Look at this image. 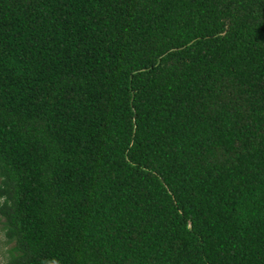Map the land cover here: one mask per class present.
<instances>
[{"label":"trees","instance_id":"trees-1","mask_svg":"<svg viewBox=\"0 0 264 264\" xmlns=\"http://www.w3.org/2000/svg\"><path fill=\"white\" fill-rule=\"evenodd\" d=\"M5 264H264V0H0Z\"/></svg>","mask_w":264,"mask_h":264},{"label":"rangeland","instance_id":"rangeland-1","mask_svg":"<svg viewBox=\"0 0 264 264\" xmlns=\"http://www.w3.org/2000/svg\"><path fill=\"white\" fill-rule=\"evenodd\" d=\"M8 249L9 246L6 245L4 232L2 230V226L0 225V264H5L6 253Z\"/></svg>","mask_w":264,"mask_h":264}]
</instances>
